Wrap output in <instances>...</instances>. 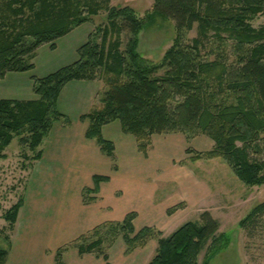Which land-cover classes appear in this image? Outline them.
Returning a JSON list of instances; mask_svg holds the SVG:
<instances>
[{"label":"trees","instance_id":"trees-1","mask_svg":"<svg viewBox=\"0 0 264 264\" xmlns=\"http://www.w3.org/2000/svg\"><path fill=\"white\" fill-rule=\"evenodd\" d=\"M106 10L78 50L77 60L44 77H33L34 100L0 99V160L15 137L39 159L43 140L54 121L68 122L57 107L62 88L71 80L99 78V92L88 113L86 136L115 160V146L101 133L118 120L147 153L152 137L183 133L187 140L205 135L212 149L194 151L191 160L222 158L236 176L252 187L264 183V26L251 20L264 14V0H154L151 11L139 16L131 6H109V0H0V79L8 72L31 71L36 50L52 49L56 41ZM154 15L171 20L176 37L159 63L140 55L138 34ZM197 25V36L187 40ZM124 37L126 44L124 45ZM124 45V46H123ZM113 168L117 166L114 163ZM108 180L95 176L94 181ZM90 200V199H89ZM22 198L5 215L9 228L17 219ZM179 206L169 209L172 214ZM264 215V201L239 224ZM135 212L122 221H106L58 249L55 264H64L70 246L80 254L93 253L110 264L108 250L118 237L127 253L157 240L148 264H209L199 261L210 242L222 247L220 223L203 211L197 221L182 224L165 236L154 227H134ZM7 251L0 248V264Z\"/></svg>","mask_w":264,"mask_h":264},{"label":"crops","instance_id":"crops-1","mask_svg":"<svg viewBox=\"0 0 264 264\" xmlns=\"http://www.w3.org/2000/svg\"><path fill=\"white\" fill-rule=\"evenodd\" d=\"M80 26L59 38L54 49L49 44L41 45L33 59V70L8 72L0 79V99H36L34 76H47L77 60L78 48L91 33L89 27L76 32ZM100 87L97 79H83L71 80L62 88L57 107L68 122H53L39 147L40 158L31 161L22 206L8 231L5 264H55L59 248L101 223L122 221L129 212L136 213V230L154 227L167 236L186 223L174 217L182 205L193 209L209 193L215 194L207 180L182 170L185 164L178 162L181 157L177 158L176 153L181 151L185 161L192 156L186 152L190 146L183 133L154 135L144 154L136 138L123 132L118 120L103 125L102 136L115 146L114 169L113 159L86 136L89 121L81 119L95 103ZM191 139L196 141L191 147L194 151H209L214 145L205 135ZM97 175L107 176L108 180L95 183ZM168 182L176 187L171 200L165 190ZM177 205L169 214V209ZM126 249L125 241L118 237L108 250L110 264H148L156 253L157 240L151 239L131 253ZM62 258L64 264H106L102 257L80 254L73 246L64 251Z\"/></svg>","mask_w":264,"mask_h":264},{"label":"rangeland","instance_id":"rangeland-1","mask_svg":"<svg viewBox=\"0 0 264 264\" xmlns=\"http://www.w3.org/2000/svg\"><path fill=\"white\" fill-rule=\"evenodd\" d=\"M153 2L154 0H109V6H131L142 17L151 11ZM106 15V10H101L99 16L93 17L92 23L88 22L75 31L79 32L89 27L92 32L96 26L106 23ZM251 24L255 28L264 26V14L253 18ZM176 32V27L171 20L154 15L139 32L136 50L143 57L159 63L173 44ZM196 36L197 25L188 32L187 40L191 41ZM65 39L67 38H63L62 41ZM124 40L125 45V37ZM97 80L101 82L99 92H102L104 83L99 78ZM96 104H98L97 101ZM189 146H196L195 139L189 140ZM5 153L6 159L0 160L1 249H5L9 241L10 228L9 222L5 219L6 212L22 198L27 171L36 154L27 147H23L18 137L13 139L5 149ZM176 157L180 158L178 162L185 164L182 170H190L199 179L204 178L208 181L206 182L210 190L213 189L215 192V194L209 193L203 200L197 202L193 209H186V206L182 205L174 216L179 217L180 222L182 220L197 221L200 219V214L207 210L220 222L218 235H223L222 247L214 251V247H211L209 242L201 251L199 261L206 260L209 264H264V215L260 216L254 224H246V227H241L239 224L255 206L264 201V183L252 187L246 185L222 158L185 161L181 151L176 153ZM165 186L168 199H173L175 185L173 182H168ZM87 192L89 193V190ZM85 198L88 197L85 196Z\"/></svg>","mask_w":264,"mask_h":264}]
</instances>
